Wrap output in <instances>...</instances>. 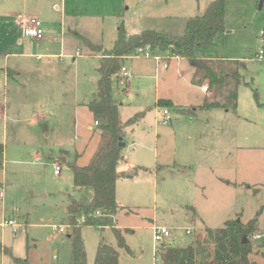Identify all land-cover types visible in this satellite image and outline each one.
<instances>
[{"label": "rangeland", "instance_id": "obj_1", "mask_svg": "<svg viewBox=\"0 0 264 264\" xmlns=\"http://www.w3.org/2000/svg\"><path fill=\"white\" fill-rule=\"evenodd\" d=\"M146 1L151 9L160 8L169 14L153 23L152 28L179 35L186 20L203 13L210 0ZM5 4L0 0V68L6 64L13 66L20 59L25 69L21 77L15 75L19 82L17 99L11 92L14 83L5 93L9 107L6 137L0 115V144L6 146V154L0 157L4 191L0 197V264H22L13 257L36 264H66L71 253L68 234L72 231L66 209L67 195H78L71 164L73 161L86 164L98 140L96 128L86 129L88 124L93 127L94 124L82 102L96 90L99 58L91 55H100L101 48L80 43L77 54L74 51L72 57H63L61 62L13 57L12 52H19L30 42L17 43L20 31L5 23L9 21L2 14ZM224 22L225 30L213 38L207 49L198 48L196 54L241 61L242 81L238 86L236 112L227 110L221 118L216 110L198 107L205 97L213 99L214 93L209 91L205 96L191 83L192 66L186 58L167 60L168 68L163 70L160 66L161 76L156 80L154 60L134 56L132 52L121 62L129 76H120L123 83L112 77L111 96L118 105L126 141L121 152L124 158L116 166L115 199L121 208L113 217V225L130 229L123 231V235L131 252L118 248L109 226L98 229L81 224L86 264H93L100 242L118 249V264H160L152 238L153 226L160 224L168 226L173 233L167 243L192 244L195 264H209L213 249L211 232L226 220L246 221L256 213L257 230L251 235L250 259L264 264V107L256 105L253 94L256 89L257 100L264 103V58H257V52L264 51V0H226ZM124 29L130 33L136 30L125 26ZM95 33L98 37H90L94 43L103 48L112 46L116 29L105 28L102 33L96 29ZM43 45V42L35 44L32 51L40 53L38 46ZM38 71L46 72L47 77L33 78ZM35 80H41L39 89ZM19 88H23L21 95ZM156 92L178 104L194 105L196 112L180 108L179 113L172 108L171 120H164L163 106L155 104ZM3 97L0 81V103ZM14 105H21L22 121H11L15 116ZM139 111H144L141 117L126 123ZM32 112L44 117L32 119ZM155 121L159 123L154 124ZM44 130H48L47 136ZM154 132L158 134L156 142ZM186 144L194 150L186 149ZM18 145L25 150L19 151ZM153 148L158 151V160H170L169 166L155 168L167 162H157ZM170 154L174 158L170 159ZM54 160L60 161L59 174L54 173ZM186 160L207 162L208 168L198 164L197 170L188 171L193 161ZM177 162H185L187 166ZM77 218L81 222L79 215ZM8 219H14L18 226L4 224ZM59 227L65 232L59 231ZM186 228L190 234L185 233Z\"/></svg>", "mask_w": 264, "mask_h": 264}, {"label": "trees", "instance_id": "obj_2", "mask_svg": "<svg viewBox=\"0 0 264 264\" xmlns=\"http://www.w3.org/2000/svg\"><path fill=\"white\" fill-rule=\"evenodd\" d=\"M226 0H210L203 13L186 20L184 31L180 35L154 29H144L127 34L120 23L116 38L110 48L93 44L84 39L90 47L101 48V58L97 71L96 90L91 93L85 103L92 114L94 127L98 132V140L93 154L86 164H71L75 196L68 193L67 213L72 231L68 234L71 240V253L66 264H86V252L80 235L81 224L92 225L98 229L109 226L116 239L118 248L130 253L123 231L113 225V217L120 205L115 199V185L118 173L116 166L122 158L123 146H119V136L123 139V123L119 119L117 103L111 96L112 77L120 79L119 69L124 58L131 55L139 47H146L153 53H165L180 56L188 60L193 68L191 81L197 85H207L214 93L211 100L205 99L202 109H222L236 112L238 86L242 81L241 61L211 55L204 57L196 54V50L207 49L213 38L225 30L224 13ZM207 51V50H206ZM204 52V51H203ZM254 97L259 106L257 90ZM156 105L177 109L167 98H159ZM144 111L137 112L126 123H133ZM125 144V143H124ZM2 145L0 144V157ZM249 187L248 184H245ZM81 217V222L77 216ZM258 214L246 222L240 219L226 220L223 226L215 228L212 234L213 249L209 264H257L250 259L252 250L251 235L257 230ZM246 241L243 242V238ZM160 264H195L194 245L173 246L160 244L157 246ZM22 264L31 263L27 259L13 257ZM119 252L114 246L100 242L97 245L93 264H118Z\"/></svg>", "mask_w": 264, "mask_h": 264}, {"label": "crops", "instance_id": "obj_3", "mask_svg": "<svg viewBox=\"0 0 264 264\" xmlns=\"http://www.w3.org/2000/svg\"><path fill=\"white\" fill-rule=\"evenodd\" d=\"M4 1L7 4L3 6L2 14L9 18V21H6L5 23L11 24L13 28H16L17 31H20L19 33L20 36L19 38H17V43L21 45L23 40H27L30 42L28 43L27 46L25 45L24 48H21L19 52H12L13 57H18V58L36 57L39 59L47 58V59H52V60L55 59L53 60V62H56V61L61 62L63 57H72L74 55L73 53L74 51H76V54H77L79 50H76V49L79 48L80 43L82 44L84 42L87 45L84 39H87L91 43L96 44L91 40V38H93L95 35H97L98 37V34L95 33L96 29H97V33L99 32L102 33L105 28L107 29L113 28V29H116V35H117V27L120 23H122L126 29H136L135 32H131V33L126 32L127 34H132V33H136L141 30H144V29H154L152 28L153 23H157V21H160L161 19L169 15L166 12H162L160 8L151 9L150 7H148L147 5L148 2L146 0H4ZM31 17L39 18L42 22L43 36L41 39H32L31 37L26 36L24 34V30H23L24 25L28 22V20ZM116 35H115V38H116ZM175 35H178V34H175ZM42 42L44 43V45L38 46L41 52L40 53L38 52V54H35L37 52L32 51L36 49L34 48L35 44H42ZM79 55H81L80 52H79ZM91 56H97L100 62V58L102 54L100 55L96 54V55H91ZM160 56L162 57L164 61H167V60L169 61L171 59L173 60L184 59V57L170 56L168 54L166 55L165 53H160ZM216 56L218 57V55ZM219 57H223V56H219ZM7 60H8V57L5 56L4 62L7 63ZM50 63L52 64V62ZM160 66L161 65L156 67V62L154 61L153 77L156 80H158L161 76ZM161 68L163 67L161 66ZM167 68H168V65H167ZM167 68H163V70L164 69L166 70ZM23 69L25 68H23V63L20 61V59L19 61L16 60L13 66L12 64L11 65L6 64L4 67L0 68V81L3 85V95H4L3 97L4 100L2 101V103H0V115L3 118L2 130H3V134L5 135V137L7 136V132H8V123H7L8 112L7 111L9 108L7 101H6L7 99L5 98L6 96L5 93L8 92V88L10 87V84L14 83L13 86H11V92H13L12 94L14 95L12 97L14 99L15 98L17 99V96H18L17 90L19 87V82H17L18 80L15 79V75L21 77L23 73ZM34 73L35 74L32 75L33 78L37 76L42 77V78L47 77L46 72L38 71ZM192 73H193V69L191 68V73H190L191 76H192ZM11 79L13 81H11ZM194 85L196 87H199V90L201 91V93L205 95V93L200 89L201 85H197V84H194ZM35 86L36 88L39 89L42 86L41 80L38 82L35 80ZM22 89L23 88H19L20 95H21ZM159 98L170 99L173 102L174 106H176L177 108L175 110L179 113H181L179 111L180 108H191L192 113L196 112V108L194 107V105L188 106V105H183L180 103L178 104L177 102H174L173 99H171L168 96H159L157 92H156V97H155V104L157 103V100ZM86 102L87 100L83 101L82 104L85 105ZM202 103L198 104L199 108L202 105ZM256 105L259 106L258 104ZM20 107L14 105L13 108L15 111L12 114H14L15 116L11 117V121L13 122L22 121ZM164 108L169 109V113H170V110H172V108H169V107H163V109ZM237 108H238V98H237ZM237 108H236V111H237ZM209 110H216L215 112L217 113V116L218 117L221 116V118H223L224 114H226V111H227V110L224 111L222 109H209ZM89 114L92 117V114L90 111H89ZM162 114H163V110H162ZM31 116H32V119H38L39 117H44L43 115L39 116L38 113L36 115L35 112H32ZM170 120H171V117L169 121ZM158 123L159 121H155L154 124H158ZM93 124H94V120H93ZM86 129L92 131L93 125L88 124L86 126ZM123 133H124V129H123ZM43 134L44 136H47L48 130H44ZM174 134H175V130H173V135ZM157 135H158L157 132H154L155 142H156ZM124 138L125 136L123 134V139ZM123 142L126 144L125 139ZM16 148L19 151L25 150L22 145H18L16 146ZM185 148L188 150H192V151L194 150V147H191L189 144H186ZM62 150L65 151L64 149ZM152 150H153V155L157 162L159 161L167 162V163H159L158 165L155 166L156 169H164L166 166L170 165L169 159L158 160V151L156 150V148H153ZM2 153L6 154V146L2 145ZM166 155L168 156V153ZM123 158L124 156L122 155V159ZM172 158H174V155H172L170 159ZM61 159L63 161H66L65 156L61 155ZM186 161H193V160H186ZM190 163L192 164H191V167L188 169V171H191V170L193 171L195 169L197 170L198 164H203L206 168H208L207 162L199 163L197 161L195 162L193 161ZM177 164L180 166L182 165L187 166L186 165L187 163L185 162H183V164H181V162H177ZM193 165L194 167H192ZM137 166L142 167L141 165H137ZM178 172H183V171H178ZM183 174L188 175L189 173L183 172ZM2 181H3V175H1V178H0V186L3 185ZM200 220L203 221V219L201 218ZM246 221H242V222H246Z\"/></svg>", "mask_w": 264, "mask_h": 264}, {"label": "built area", "instance_id": "obj_4", "mask_svg": "<svg viewBox=\"0 0 264 264\" xmlns=\"http://www.w3.org/2000/svg\"><path fill=\"white\" fill-rule=\"evenodd\" d=\"M24 34L26 36L31 37L32 39H41L43 36V28H42V22L39 18L36 17H31L28 22L24 25ZM134 56H140V57H146V58H153L154 61L156 62V67L161 65L163 68H166L168 63L167 61H164L162 57L160 56L159 53H153L151 52L148 48L146 47H139L137 48L134 52ZM264 51L260 49L257 52V58L258 59H263L264 56ZM61 57V56H60ZM120 76L123 78H127L129 74L127 73V69L125 65H122L119 70ZM121 83V79L119 80ZM200 89L205 93L209 94V90L207 88L206 84H203L200 86ZM163 115H164V120H169L170 119V114L169 110L167 108L163 109ZM54 165V173L59 174L61 171V164L59 160H54L53 162ZM4 191H3V186H0V197H3ZM4 224L6 225H12V226H18V223L14 219H8L4 221ZM152 238L155 243V245H160V244H169L167 243V240L173 235L172 231L168 226L165 225H154L152 228ZM59 231L65 232V229L63 227H59ZM190 229L186 228L185 233L190 234ZM157 246H155V253Z\"/></svg>", "mask_w": 264, "mask_h": 264}, {"label": "water", "instance_id": "obj_5", "mask_svg": "<svg viewBox=\"0 0 264 264\" xmlns=\"http://www.w3.org/2000/svg\"><path fill=\"white\" fill-rule=\"evenodd\" d=\"M124 145V142L122 141V136H119V146H123ZM239 220V218L237 219ZM246 241V237L243 238V242Z\"/></svg>", "mask_w": 264, "mask_h": 264}]
</instances>
